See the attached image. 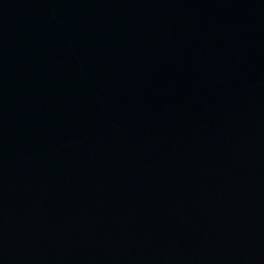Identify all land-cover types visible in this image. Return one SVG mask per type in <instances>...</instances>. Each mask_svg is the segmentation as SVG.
<instances>
[{
  "label": "water",
  "instance_id": "water-1",
  "mask_svg": "<svg viewBox=\"0 0 264 264\" xmlns=\"http://www.w3.org/2000/svg\"><path fill=\"white\" fill-rule=\"evenodd\" d=\"M0 264H264V0H0Z\"/></svg>",
  "mask_w": 264,
  "mask_h": 264
}]
</instances>
